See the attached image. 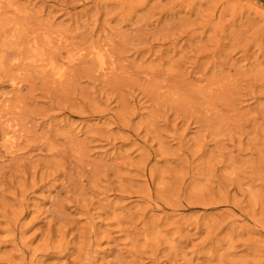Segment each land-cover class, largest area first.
<instances>
[{
	"label": "rangeland",
	"instance_id": "1",
	"mask_svg": "<svg viewBox=\"0 0 264 264\" xmlns=\"http://www.w3.org/2000/svg\"><path fill=\"white\" fill-rule=\"evenodd\" d=\"M0 264H264V0H0Z\"/></svg>",
	"mask_w": 264,
	"mask_h": 264
},
{
	"label": "bare ground",
	"instance_id": "2",
	"mask_svg": "<svg viewBox=\"0 0 264 264\" xmlns=\"http://www.w3.org/2000/svg\"><path fill=\"white\" fill-rule=\"evenodd\" d=\"M59 73H60V72H59ZM59 73H58V75H61V74H59ZM62 74H63V73H62Z\"/></svg>",
	"mask_w": 264,
	"mask_h": 264
}]
</instances>
